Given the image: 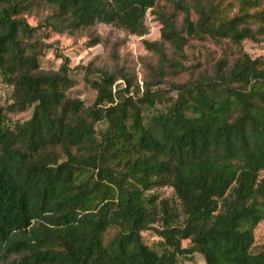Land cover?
I'll return each mask as SVG.
<instances>
[{
  "label": "trees",
  "instance_id": "16d2710c",
  "mask_svg": "<svg viewBox=\"0 0 264 264\" xmlns=\"http://www.w3.org/2000/svg\"><path fill=\"white\" fill-rule=\"evenodd\" d=\"M167 1L173 14L160 0H0V81L13 90L7 110L0 104V264H180L195 254L206 264H264V247L254 251L264 224V58H225L211 75L173 84L170 103L152 89L167 66L188 70L178 58L189 39L264 42V1ZM42 5L51 15L31 26L25 16ZM149 12L162 29L160 41L145 42L159 63L143 94L130 96L127 75L92 79L82 68L96 91L88 108L68 96L76 80L65 56L58 71L42 70L52 47L44 25L144 37ZM121 80L128 88L115 92ZM157 104L164 109L146 117ZM30 109L25 122L8 118ZM149 231L156 246L144 240Z\"/></svg>",
  "mask_w": 264,
  "mask_h": 264
},
{
  "label": "rangeland",
  "instance_id": "374dc122",
  "mask_svg": "<svg viewBox=\"0 0 264 264\" xmlns=\"http://www.w3.org/2000/svg\"><path fill=\"white\" fill-rule=\"evenodd\" d=\"M264 1V0H263ZM233 2L238 5L239 0H224L223 4ZM159 7L164 8L168 14L174 13L173 6L167 0H160ZM238 11L235 7L233 14ZM51 9L45 5L35 8L31 14L25 17L31 26L45 24L46 19L51 15ZM183 15H178V24L182 23ZM195 19V17H194ZM147 25L149 26V34L144 37L129 35L126 32L117 29L114 26L99 24L93 28L80 30L75 33H57L48 29L45 25L41 31L45 43L52 45L46 52L43 60L42 70L58 71L63 63V59L59 58V54L65 56L70 62L71 76L76 80V85L68 91V96L72 99H80L86 107H92L96 99V91H94L85 81L86 71L82 68L89 67L96 73L92 74L95 79L98 74L115 73L122 76L127 75L133 83L130 89V96L137 93L143 94V83L151 80L152 70L157 67L159 57L150 52L145 42H157L161 39L162 26L158 21L157 15L149 12L147 15ZM168 58L170 59L173 50L170 46L165 45ZM248 54L253 59L264 58V42L262 40L252 41L246 40L241 47L233 46L229 41H223L218 44L211 39L203 41L189 39L185 47V57L178 58V61L187 68L186 72L177 71L173 67H166V75L163 82L153 87V90H161L164 94L166 102L177 98L175 91H172V85L184 83L190 79L197 78L200 74L211 75L216 64L227 58L231 63L238 58L239 55ZM124 81H118L114 87L116 91L127 90ZM11 87L3 85L0 81V104L6 108L11 104L10 93ZM123 94L128 95L127 92ZM169 98V99H168ZM164 106L157 104L156 109L145 108L144 115L151 117L153 114L163 110ZM7 110V108H6ZM33 110L23 113H8V118L12 122H25L30 119ZM99 128H104L100 125ZM162 198L171 199L174 191L171 188L159 190ZM144 240L149 246H156L160 241L159 237L149 231L144 234ZM183 246L188 248L189 242H183ZM264 247V224H261L256 231V240L254 251L258 252ZM180 264H206L204 258L200 254H195L191 260H184Z\"/></svg>",
  "mask_w": 264,
  "mask_h": 264
}]
</instances>
